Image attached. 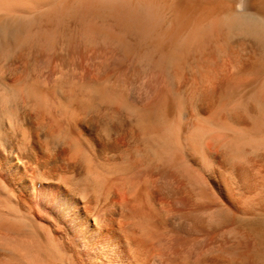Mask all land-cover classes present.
Masks as SVG:
<instances>
[{"label": "bare ground", "instance_id": "bare-ground-1", "mask_svg": "<svg viewBox=\"0 0 264 264\" xmlns=\"http://www.w3.org/2000/svg\"><path fill=\"white\" fill-rule=\"evenodd\" d=\"M0 264H264V0H0Z\"/></svg>", "mask_w": 264, "mask_h": 264}]
</instances>
